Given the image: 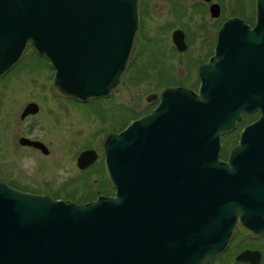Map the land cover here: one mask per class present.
<instances>
[{
  "label": "water",
  "instance_id": "water-1",
  "mask_svg": "<svg viewBox=\"0 0 264 264\" xmlns=\"http://www.w3.org/2000/svg\"><path fill=\"white\" fill-rule=\"evenodd\" d=\"M139 9L140 0H0V75L31 45L51 62L57 94L108 97L134 61ZM229 24L224 35L234 39L199 67L198 92L168 88L151 114L106 138L115 196L78 204L0 182V264H208L228 250L238 225L264 234V72L242 73V55L227 52L243 45L253 62L264 50V0L255 29ZM255 111L260 118L221 160L222 136ZM96 158L82 153L79 168ZM236 261L261 264L262 253L245 250Z\"/></svg>",
  "mask_w": 264,
  "mask_h": 264
},
{
  "label": "rangeland",
  "instance_id": "rangeland-1",
  "mask_svg": "<svg viewBox=\"0 0 264 264\" xmlns=\"http://www.w3.org/2000/svg\"><path fill=\"white\" fill-rule=\"evenodd\" d=\"M155 18V16L147 18V21L154 24L150 26L152 30L148 29L145 32L148 38L162 35L161 32L156 34ZM197 18L198 22L197 19L195 22L200 24L201 17ZM165 19L160 18L159 21L164 20L163 22H165L167 21ZM200 32L196 31L197 34ZM198 42L188 54L179 57H173L174 54L169 49L171 47H167L164 53L165 58L162 61L156 56L154 57L150 50L146 56L141 50L140 55L126 74V84L116 103L114 99L101 98L92 101L88 106L66 100L61 106L58 101L45 100L46 92L44 90L45 87H49V81L42 64L39 65V71L35 75L27 77L23 74L18 77L20 86L30 84V91L25 92L26 95L46 107L43 116L34 118L26 126L31 129L29 136L46 143L50 149V154L45 156L37 151L19 146L14 135L18 125L16 117L19 107L12 109V106L5 102L0 115V178L20 184L23 186L22 188L28 190H37L39 188L38 183L47 184L49 191L55 194L59 188H64L67 192L65 196L72 200L85 201L88 198L93 199L98 194L112 195L114 191L109 186L100 188L101 185L98 188H93L94 190L85 192L86 198L82 197L81 191L75 195L78 188L70 183L72 180L75 184H77L76 181H79V187L82 191L85 190V180L82 179L84 173L77 168L76 154L87 147L96 148L97 142L93 138L94 135L102 129L116 126L122 122L125 115L130 120L137 117L138 113H147L155 106L158 96L167 87L187 86L196 88L198 84L197 63L196 60L194 63L193 59L196 54L198 55L199 46H196ZM30 61L37 60L31 59ZM32 79H35L36 82L33 83ZM16 84H18L17 81ZM2 85H0V97L2 93L9 98V94L13 92H11L13 87L4 89L5 86ZM43 85L46 86L43 87ZM19 88L21 91L18 93L24 95L22 88ZM153 96L155 98L150 100L149 98ZM235 143L236 136L223 141L225 148L223 153L228 154ZM99 166L96 168L95 178L97 180L103 179L102 169ZM68 184L70 185L66 186ZM243 249L261 251L263 257L261 264H264V236L256 238L242 227L237 229L229 250L220 260L210 264H238L236 257Z\"/></svg>",
  "mask_w": 264,
  "mask_h": 264
},
{
  "label": "flooded vegetation",
  "instance_id": "flooded-vegetation-1",
  "mask_svg": "<svg viewBox=\"0 0 264 264\" xmlns=\"http://www.w3.org/2000/svg\"><path fill=\"white\" fill-rule=\"evenodd\" d=\"M139 15H140L141 39L139 42L136 59L140 55L141 50H143L144 56H146L147 52L150 50V53L154 57L156 56L162 61L164 60L163 58H165L164 53L167 47H171L169 49L174 54L173 57L186 55L192 50V47L195 46L196 42L199 41L198 44L196 45L199 46L198 55L196 54L194 56L195 58L193 59L194 60L193 62L195 63L196 60L197 63L196 72L198 77L197 87L193 89L197 91L200 89L201 86V82L199 81V76H198L199 67L211 63L212 59L216 56V51L218 49L220 42H222L224 39L226 40L234 39L230 37L231 33L229 32L224 35V30L226 28L225 26L230 23L228 28H238L241 24L239 25V23L236 22L241 21L242 23H244L242 25L245 28L249 27L251 30L256 28L257 0H140ZM152 16L156 17L154 22L155 23L154 28L156 29V34L157 32L162 33L160 37L156 35L155 37L148 38L145 35V32L148 31V29H151L150 26L154 25L153 23L147 21V18H151ZM197 17H201L200 24L195 22L196 19L198 22ZM160 18L161 19L166 18L167 21L165 22H163L164 20L159 21ZM156 22H161V23L158 24ZM196 31H201V32L197 34ZM236 34L242 35L243 38L249 37L246 34V31H242V32L240 31L237 32ZM233 50L242 55L243 61L241 63L245 62V66L241 70L242 73H250L252 69L257 73H261V71L264 72V65H260L262 61L259 63V59L261 58V55H263L264 50L263 51L259 50L258 52L255 53L254 60L252 59L253 62L249 60L250 50L248 48L243 47V45H241V48L234 49L230 45V47L227 49V52H231ZM29 59L30 60L35 59L37 61H30ZM40 64L44 66L43 68L47 72V76H48L47 80L49 81V87H45L46 85H43V87H45L44 91L46 92L44 95L45 100L50 99L52 101H58L60 102L61 106L64 105L63 102L65 100L85 106L86 105L88 106V104H90L92 101L89 103H79L70 98H66L57 94L54 90L55 72L51 68L49 60H47L44 57H41L32 47H28L26 49L19 62L10 71L0 75V85L3 84L2 86H5L4 89L8 87L11 89L13 87L11 90V92L12 91L13 92L12 94L10 93L11 95L9 94V98L5 97V95L1 93L0 115L2 112L1 108L2 106H4L5 102H8V105L12 106V109H16L19 107L16 117V120L18 119V125L14 133L19 146H21L22 148H27L29 150L37 151L45 156H48L50 154L49 147L42 140L38 138L36 139L31 138L29 136L31 129L28 126H26V124L29 121L33 120L34 118L43 116L45 114L46 107L42 104H39L37 101L30 99V96L26 95L25 92L30 91V87H29L30 84L20 86V81H18V77L22 76L23 74L24 76L27 77L30 75L31 76L35 75V73L39 71L38 69L40 68L39 66ZM17 74L19 75L14 76ZM16 81L18 82V84H16ZM32 82L34 83L36 82V80L32 79ZM19 87H21L22 90L24 91V95L18 93L21 91ZM120 94L121 91L119 93L112 94L107 99L108 100L114 99L116 103L119 100L118 96ZM159 98H157L154 104L155 106H153L151 110H153L158 105ZM150 111L144 114L138 113V116L135 117L134 120L142 118L143 116L149 114ZM259 117H260L259 111L253 113H246L243 116V120L239 125V127L237 128V130L223 136V141L225 142L230 137L236 136L235 145H237L240 141V136L243 129L247 125L256 122ZM128 125H129L128 119L126 118L125 115L123 117L122 122L116 124V126L110 127L108 129L107 128L102 129L100 132L94 135L93 138L96 139L97 142L96 148L87 147L76 154L77 168H78L79 156L85 151L94 150L97 154V160L85 170H80L78 168L80 172L84 173L82 176L84 178L82 179L85 180L84 183L85 190L83 191L81 190L78 184L79 181H76L77 184H75L74 180H72V182L70 183L76 185L78 188L75 192V195H77L78 192L81 191L83 194L82 197H85L84 196L85 192L94 190L93 188H98V186L100 185H101L100 188L104 186H109L112 189V191L114 190L111 182L106 177L107 173L105 175L106 168H104L105 160H104L103 144H104V140L108 135L120 134L128 127ZM28 141L38 142L43 144L47 152H44L43 149L41 148H36L34 146L27 144ZM235 145H233V147ZM223 149H225L224 145H223ZM229 153L226 154L222 152L221 160L227 161L229 157ZM98 166L100 167V169H102L103 179L101 180H97L95 178L97 173L96 168ZM104 178L106 183L104 181ZM82 179L79 180L81 181ZM0 182L6 184L7 186L17 191L27 192L35 195H50L52 198L56 200H60V199L72 200L70 197L65 196L67 195L66 194L67 192L64 188H59L57 194H55L50 192L49 187L47 186V184L44 183H38L39 188H37V190H33V189L28 190L26 188H22L23 186H21L20 184H16L4 178H0ZM69 185L70 184L66 186ZM114 193L115 190L112 195H105V196H113ZM72 201H76V200H72ZM89 202L91 201L89 200L82 203H89ZM254 237L258 238L257 236Z\"/></svg>",
  "mask_w": 264,
  "mask_h": 264
},
{
  "label": "trees",
  "instance_id": "trees-1",
  "mask_svg": "<svg viewBox=\"0 0 264 264\" xmlns=\"http://www.w3.org/2000/svg\"><path fill=\"white\" fill-rule=\"evenodd\" d=\"M83 199V198H82ZM87 200H93L92 198H88ZM81 201H84V200H81ZM244 250V249H243ZM238 264H240V263H238Z\"/></svg>",
  "mask_w": 264,
  "mask_h": 264
}]
</instances>
